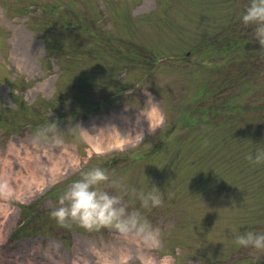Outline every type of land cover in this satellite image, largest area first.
Returning a JSON list of instances; mask_svg holds the SVG:
<instances>
[{
	"label": "rangeland",
	"instance_id": "rangeland-1",
	"mask_svg": "<svg viewBox=\"0 0 264 264\" xmlns=\"http://www.w3.org/2000/svg\"><path fill=\"white\" fill-rule=\"evenodd\" d=\"M249 2L0 0V163L11 162L0 264H264V248L234 238L264 232V160L248 159L264 152V44L240 18ZM139 118L142 138L122 146L95 150L85 136ZM53 119L62 143L34 134ZM97 166L109 174L99 186L139 209L150 231L51 215ZM18 171L30 182L19 191ZM153 184L162 202L144 207L132 189ZM30 203L29 215L16 205ZM28 216L29 236H11Z\"/></svg>",
	"mask_w": 264,
	"mask_h": 264
},
{
	"label": "clouds",
	"instance_id": "clouds-1",
	"mask_svg": "<svg viewBox=\"0 0 264 264\" xmlns=\"http://www.w3.org/2000/svg\"><path fill=\"white\" fill-rule=\"evenodd\" d=\"M241 20L245 24L255 25V36L260 44H264V0H250L241 14ZM149 96V94H148ZM147 109L149 112H157L158 104L149 97ZM145 114V113H144ZM149 121V130L154 131L159 126V120H154L145 114ZM71 130V127H67ZM62 130L55 119L44 127L38 128L34 133L36 137H48L55 143H62ZM141 135V134H140ZM142 138V135H141ZM249 160H264V152L256 150L250 153ZM109 174L102 167H93L82 173V178L76 179L59 196V206L52 209L51 215L63 222L67 219L78 221L86 227L98 225H111L121 232L150 231L151 226L146 218H143L139 209L129 210L123 202V196L104 190L99 185L102 181H108ZM110 183H117L111 180ZM135 192L144 207L158 205L162 202L164 192L153 184L151 191ZM235 240L242 245H251L254 248H264V232L253 229H244L235 235Z\"/></svg>",
	"mask_w": 264,
	"mask_h": 264
},
{
	"label": "bare ground",
	"instance_id": "bare-ground-1",
	"mask_svg": "<svg viewBox=\"0 0 264 264\" xmlns=\"http://www.w3.org/2000/svg\"><path fill=\"white\" fill-rule=\"evenodd\" d=\"M129 117L133 118L134 116H129ZM149 117L154 120L158 119L160 121L158 112H154V113L149 112ZM143 133H144V128L142 125V119L139 118L136 119V122L131 127H127L126 125L102 123L99 126L87 130L85 132V136L95 150H101L103 148L122 146V144L125 142H131L134 141L135 139L141 138V135L143 136ZM0 156H2L1 153ZM25 157H26L25 159L29 161L30 158L28 157L27 150ZM38 163L39 162L37 161L35 162L34 165H32V169H31L32 180L37 178V176H39L40 166L37 165ZM10 166H11V162L8 159H6V157L3 160V162L0 163V182L3 188H7L10 186V178L6 175V171ZM12 181L18 191L23 188L21 187L20 183L23 186H30V182L27 181V177H24L21 171L15 173V176L12 178ZM18 181L20 183H18ZM0 210L2 211L5 210V206L0 204ZM80 259L81 258L77 260ZM149 260L153 262L152 258H149ZM84 264L86 263L84 262Z\"/></svg>",
	"mask_w": 264,
	"mask_h": 264
}]
</instances>
